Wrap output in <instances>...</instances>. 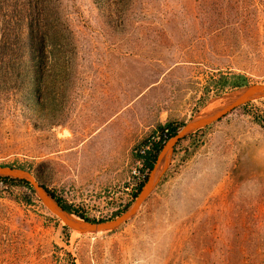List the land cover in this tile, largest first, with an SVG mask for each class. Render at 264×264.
Listing matches in <instances>:
<instances>
[{"label":"rangeland","instance_id":"rangeland-1","mask_svg":"<svg viewBox=\"0 0 264 264\" xmlns=\"http://www.w3.org/2000/svg\"><path fill=\"white\" fill-rule=\"evenodd\" d=\"M19 1L0 12V166L86 223L137 201L175 136L138 190L133 151L160 126L180 133L264 85V0H32L42 15L22 21ZM162 162L136 214L99 233H77L30 181L0 174V264H264V97Z\"/></svg>","mask_w":264,"mask_h":264},{"label":"water","instance_id":"water-1","mask_svg":"<svg viewBox=\"0 0 264 264\" xmlns=\"http://www.w3.org/2000/svg\"><path fill=\"white\" fill-rule=\"evenodd\" d=\"M260 97H264V85L263 86H259V87H252L249 88V92H247L245 95L237 98L236 100L232 101L230 104H228L225 108H223L222 110L218 111V112H214V113H204L201 115L196 116L195 118H193L189 123L186 124V126L184 127V129L180 132L177 133L175 135V137H173L171 139V141L169 142V144L167 145V147L163 150L160 160H159V165L158 168L160 171H162L163 168H160L161 164H162V160L164 159V156L169 153L170 151H172L173 146L175 145V143L180 140V138H182L183 136L203 127L204 125L213 122L215 120H218L219 118L223 117L225 114H227L228 112H230L231 110H233L234 108L248 102L251 100H254L256 98H260ZM160 171L155 173V176H152L151 179L149 180L148 184L146 185V187L144 188V190L142 191L141 195L139 196V198L137 199V201L124 213L122 214L120 217L110 220V221H105V222H97V223H87L85 225H81L78 224L74 221H71L69 219H66L65 217H63V215L60 214V216H62V218H65V223L72 229L74 230H78L80 232L83 233H99V232H104V231H110L113 229H116L117 227H119L120 225H122L123 223H125L127 220H129L132 216H134L136 214V212L138 211L139 207L141 206V204L144 202V200L146 199V197L149 195V193L152 191L153 187L156 184V181L158 179V174H160ZM0 174H9V175H16L19 177H22L28 181L31 182V184L33 185L34 189L36 190V192L38 193V195L40 196V198L44 201V203L47 205V201H51V197L49 195V193L39 184H37L33 178L31 177V175L29 174V172L20 169V168H14V167H10V166H0ZM59 207V206H58ZM60 208V207H59ZM62 210V212H65L62 208H60Z\"/></svg>","mask_w":264,"mask_h":264},{"label":"built area","instance_id":"built-area-1","mask_svg":"<svg viewBox=\"0 0 264 264\" xmlns=\"http://www.w3.org/2000/svg\"><path fill=\"white\" fill-rule=\"evenodd\" d=\"M169 137V128L164 126L163 129L156 130L149 138H147L145 142L138 144L134 148L133 152L136 157V161L131 167L128 181L132 188L138 190L142 184H144L149 172L148 167H146V160L154 158V156L160 152L162 146Z\"/></svg>","mask_w":264,"mask_h":264},{"label":"trees","instance_id":"trees-1","mask_svg":"<svg viewBox=\"0 0 264 264\" xmlns=\"http://www.w3.org/2000/svg\"><path fill=\"white\" fill-rule=\"evenodd\" d=\"M8 1L9 0H6V2H5V0H0V12H1V10L2 9H4V6L8 3ZM26 1V0H25ZM23 2V1H19V3H17L18 4V7L21 9V10H23L21 13H20V15H16L17 17H16V19L17 20H19V21H22L23 19H25L24 17H25V11H28V9L32 12H34V9H36V10H38V9H40L41 10V8H37V7H35L34 6V4H33V2H32V0L30 1V0H28L27 1V3L26 2ZM44 2H46V0H43ZM40 2V1H36L37 3L39 2V5H41L42 3H44V2ZM29 2V3H28ZM30 2L32 3L31 5H30ZM16 4V5H17ZM26 9V10H25ZM42 11L43 10H41V14H40V17H41V15H42ZM31 12H29V16L28 17H31V18H34L32 15H31ZM39 17V18H40ZM6 39H4L2 42V44H4V43H7V37L6 36H4ZM41 41V38L40 39H38V43H37V46H38V51H40L41 52V48H40V42ZM165 127H167V128H169V131H170V136H175L176 134H177V128L176 127H173L170 123L169 124H167V125H165ZM164 128V126H160V129H163ZM159 154V153H158ZM158 154H156L155 156H154V158H149V159H147L146 160V167H148V169H149V171H151V170H153L154 169V167H155V162H156V160H157V157H158ZM5 178L6 179H8V178H10L9 176H5ZM28 184V183H27ZM142 186H143V184H142ZM141 186V187H142ZM47 191H48V193L56 200V202L58 203V205L63 209V210H65V211H67V212H71V209L69 208V206H67V205H64L62 202H61V200L59 199V198H57L52 192H50L48 189H46ZM87 220V219H86Z\"/></svg>","mask_w":264,"mask_h":264},{"label":"bare ground","instance_id":"bare-ground-1","mask_svg":"<svg viewBox=\"0 0 264 264\" xmlns=\"http://www.w3.org/2000/svg\"><path fill=\"white\" fill-rule=\"evenodd\" d=\"M247 92H249V89H242V90H238L234 93H232L231 95L225 97L220 103H224L226 105L230 104L232 101L236 100L237 98L245 95ZM161 167L160 168H163L164 166V163L162 162V164L160 165ZM159 168L157 169V172H159ZM161 172V171H160ZM47 207L49 208V210L54 213L55 215H57L59 218H61L64 222L66 219H69L71 221H74L78 224H81V225H85L87 224L84 220H82L81 218L73 215V214H70V213H67V212H62V210L58 207V205L55 203L54 200H51V201H47ZM65 218H62V216ZM77 233H79L80 231L78 230H75Z\"/></svg>","mask_w":264,"mask_h":264}]
</instances>
